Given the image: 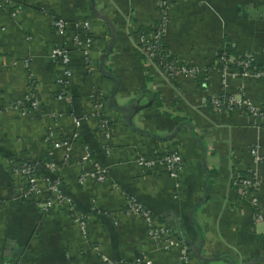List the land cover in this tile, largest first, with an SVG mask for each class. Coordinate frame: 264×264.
Returning a JSON list of instances; mask_svg holds the SVG:
<instances>
[{
  "label": "crops",
  "instance_id": "crops-1",
  "mask_svg": "<svg viewBox=\"0 0 264 264\" xmlns=\"http://www.w3.org/2000/svg\"><path fill=\"white\" fill-rule=\"evenodd\" d=\"M10 1L18 8L13 16L0 5V264H98L140 254L150 264H183L176 249L163 250L137 216L123 211L127 195L183 239L192 264H264V0H168L160 44L165 57L200 67L195 77L166 75L138 47V35L158 23L160 0ZM54 17L65 21L64 35L54 32ZM83 19L93 40L88 70L72 45L73 23ZM54 43L69 51L63 101L53 98L60 68L48 55ZM221 51L249 57V73H235L234 63L223 70ZM29 81L40 109L20 114L14 105L24 101ZM92 90L102 94L112 122L108 153L93 119L77 128L72 122L88 110ZM222 93L245 98L259 115L200 102ZM52 111L60 114L59 137L78 133L68 161L62 148L53 156L62 194L86 216L85 234L62 206L41 211L36 198L22 196L21 178L8 168L45 160ZM254 146L258 159L249 152ZM82 148L107 167L104 180L78 183L80 166L91 169L78 164ZM172 148L182 157L175 179L134 161L138 153ZM236 172L256 173L257 205L250 189L240 195L231 185Z\"/></svg>",
  "mask_w": 264,
  "mask_h": 264
},
{
  "label": "built area",
  "instance_id": "built-area-1",
  "mask_svg": "<svg viewBox=\"0 0 264 264\" xmlns=\"http://www.w3.org/2000/svg\"><path fill=\"white\" fill-rule=\"evenodd\" d=\"M168 0H160L158 7L160 8V17L158 23L152 25L151 31L147 34L138 35V47L142 50L145 57L150 61H155L161 70L168 76L185 74L190 77L197 76L202 69L194 65L180 64L176 59L166 61L164 57V49L160 44V31L164 24V8L167 6ZM0 5L10 6V15H15L18 8L12 6L10 0H0ZM54 32L61 36L65 32V21L60 17H54L51 23ZM88 21L86 19L76 21L73 23L74 32L72 34V45L75 49L80 51L84 67L88 70L90 66V49L93 45V40L88 36ZM90 35V34H89ZM48 55L51 59L60 65L58 72L54 77V84L56 85L53 98L56 101H63L67 97V90L69 85V78L71 69L69 67V51L61 45L54 43L50 46ZM218 63L223 70L227 65L234 63L237 67L235 73L247 75L249 73V65L251 60L249 57H242L234 60L233 57L225 55L223 52L218 56ZM26 65V61H24ZM256 74L259 72L253 71ZM88 110L83 112L80 117H73L72 122L77 128L79 121L82 119H93L95 122V131L101 139L102 149L104 153L109 151V140L112 135V122L104 111L102 94L98 91L92 90L87 96ZM201 103H208L213 109H223L227 111H245L251 117L259 115L258 108L243 97L234 94H221L210 98L201 97ZM20 114L26 112H34L40 109L38 101L33 92V83L29 81L27 85V92L24 101L14 105ZM50 117V124L46 127L43 135V142L45 144V161L41 163L29 162L26 160L15 161L9 163V170L12 174L18 176L22 180V188L20 194L22 196H30L36 198L35 205L41 211H47L53 206H62L66 211L69 219L75 223L82 234L86 233V216L81 211L75 209L68 197L62 194L60 188V180L57 176L58 165L53 156V149L62 148V159L68 161L70 158L73 142L77 139V130L72 131L68 135L59 137L57 131V122L60 118L58 112L52 111L48 113ZM250 155L258 159L256 146L250 150ZM135 163L144 171L154 170L161 167L167 176L175 179L182 168V157L178 150L166 149L161 154L152 153L149 155L138 153L134 159ZM89 162L90 170H86L82 166L77 174L78 183H82L87 177L95 181H102L106 178L107 167L96 161L91 157L88 148H82L79 156L78 164L83 165ZM259 179L256 173H234L230 178V183L234 187L240 188V195H243L250 189V202L257 205V185ZM44 186L42 191L41 186ZM123 211L128 214L137 216L144 224L146 234L155 243H157L163 250L176 249L178 251V258L183 264H192L191 255L183 241L172 235L170 228L164 223L159 222L157 217L152 214L141 202L136 200L132 195H127L124 201ZM259 219V214L254 215ZM98 264H150V260L144 254L136 256L131 261L125 260H108L101 258Z\"/></svg>",
  "mask_w": 264,
  "mask_h": 264
},
{
  "label": "trees",
  "instance_id": "trees-1",
  "mask_svg": "<svg viewBox=\"0 0 264 264\" xmlns=\"http://www.w3.org/2000/svg\"><path fill=\"white\" fill-rule=\"evenodd\" d=\"M88 36L92 39V36L91 35H89L88 34ZM223 51H221V53H222ZM224 54H226L225 52H223ZM166 61H170V60H172L173 58H169L168 56H166L165 57V55H164V57H163ZM251 65V64H250ZM250 65H249V68H250ZM251 68H252V66H251ZM254 70V69H253ZM45 160H46V158H45ZM44 160V161H45ZM157 217V216H156ZM157 219H158V217H157ZM159 220V219H158ZM171 230V229H170ZM171 232H172V230H171ZM172 235H174V236H176L177 238H179V239H181L182 241H183V239L176 233V232H172ZM183 243L185 244V246L187 247V245H186V243L183 241ZM187 249H188V247H187ZM189 250V249H188Z\"/></svg>",
  "mask_w": 264,
  "mask_h": 264
}]
</instances>
